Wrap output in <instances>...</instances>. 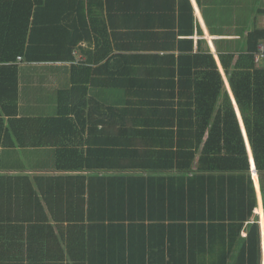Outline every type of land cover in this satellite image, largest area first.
Here are the masks:
<instances>
[{
  "label": "trees",
  "instance_id": "1",
  "mask_svg": "<svg viewBox=\"0 0 264 264\" xmlns=\"http://www.w3.org/2000/svg\"><path fill=\"white\" fill-rule=\"evenodd\" d=\"M70 3L71 0H0V63L15 62L20 55L29 61L62 57L71 60L83 36L78 38L69 21L62 20L69 16ZM57 8L69 10L63 11L62 19L50 22L51 13ZM44 14L50 16L45 22ZM192 16L193 20V13ZM54 23L64 26L59 55L33 51L31 45L42 31L39 26L44 25L47 33L48 24ZM185 31L181 38L173 40L178 54L140 57L160 58L173 66L158 75L164 79L155 83L125 77L127 72L113 70L116 63L111 61L109 76H120L121 81L108 86L124 89L127 99L120 106H110L102 121H93L94 116H90L91 127L103 124L123 128L120 136L125 149L108 151L111 159L122 153L127 160L125 170L136 168L133 159L139 153L154 160L151 170L176 169L174 174L157 175L158 190L168 188L170 193H158L156 200L162 197L164 208L171 209L154 212L158 202L150 201L148 193H133L138 178L112 174L108 193H90L88 201L85 193H77L74 214L55 212L50 220L25 209L16 211L13 217L20 225L6 228L3 224L11 222L12 215L0 213V264H261L260 224L254 214L257 199L239 121L214 54L202 51V39L195 49L193 24L189 33ZM199 33L202 34L201 29ZM262 39L264 31H255L248 39L247 52L236 55L220 51L219 56L242 112L257 169L264 177V67L255 60ZM106 44L107 41H98L105 55L113 50L112 42L107 48ZM13 97L17 105V91ZM69 102L72 110L78 109L75 123L67 102L60 115L43 120L69 126L84 120L83 125L87 126V118L81 112L84 107ZM171 127V133L161 131ZM172 137L175 140H170ZM138 139H151L154 144H148L144 151L132 149ZM149 145L159 149L153 150ZM58 152L63 161L60 166L65 169L92 167L81 150L68 148ZM80 159L82 162H78ZM211 179L225 182L224 188L215 193H237V204L244 211L202 214V184ZM14 195L21 204L28 202L27 193H0L2 211L7 207L14 211ZM9 196H13L12 202Z\"/></svg>",
  "mask_w": 264,
  "mask_h": 264
},
{
  "label": "crops",
  "instance_id": "2",
  "mask_svg": "<svg viewBox=\"0 0 264 264\" xmlns=\"http://www.w3.org/2000/svg\"><path fill=\"white\" fill-rule=\"evenodd\" d=\"M89 2L90 0H71L70 13L66 18H63L64 13L69 9L63 8L60 11L57 8L53 9L51 17L44 14L42 19L45 22L48 16L51 18L50 22H56L63 18L64 22L69 21L70 28L78 38L83 36L74 48L71 60L62 57L55 60L29 61L20 55L22 59L18 56L15 62L0 63V193L28 195V202L23 204L14 195L17 199L14 211L7 207L4 211L0 209V213L12 215L13 218L16 217V211L28 209L27 213H35L40 218L47 216L50 220L55 212L61 215L74 214L76 206L73 207V200L77 199V193H85L84 198L87 201L90 193H108L109 177L112 174H128L132 179L138 178L134 181L137 187L133 193H148L150 201L158 202V209L153 208L154 212H168L171 208H164L162 197L159 201L156 198L158 193H170V190H158L157 175L169 172L174 174L176 169L171 168L168 171L158 167L157 170H151L154 160L140 156L143 154L139 153L133 159L136 168L125 170L127 160L122 153L118 152L112 159L109 156L110 149H125L124 138L120 136L123 128L103 124L97 128L91 127L93 122L90 116H94L93 121H102L107 117L110 106H120L127 99L124 89L108 86V83L121 81L120 76H109L111 61L116 63L113 70L126 71L125 77L130 79L135 77L153 81L152 83L164 79L157 77L171 69V64L159 61L160 58L150 60L148 57H140L163 56L164 53L173 52L178 54L173 47L176 46V41L173 40L181 38L183 30H186L183 33H189L187 31L193 24L195 49L198 48V40L202 39V51L214 54L244 137L257 199L254 214L260 224L261 264H264V177L257 169L242 112L219 56L220 51L235 52L236 55L248 51L250 34L258 30L264 31V0L259 3L246 0ZM61 4L62 2L56 3ZM55 24H48L47 33H44V25L39 26L42 31L36 35L35 43L31 45L33 51L59 55L60 31L64 26ZM200 29L202 34L199 33ZM99 40L107 41L110 46L112 42L113 50L105 55L100 50L102 48H99ZM258 65L264 67V60ZM16 91L17 105L13 97ZM69 100L84 107L81 112L83 118H87V126L83 125L84 120L81 124L77 122L76 126L58 125L54 121L43 120L60 115V109H64L67 102V106L70 105V118L75 123L78 109L72 110ZM172 129L171 127L161 131L171 133ZM172 139L175 140L173 137L170 140ZM151 142V139L146 142L138 139L137 146L132 149L144 151L148 144H154ZM68 148L83 151L92 167L80 168L82 170L61 167L63 161L59 159L58 151ZM150 148L159 149L157 146ZM78 162H82V159ZM109 165L117 167H106ZM224 184L225 182L214 179L202 184V214L212 211L217 215H227L244 211L237 204V193H215L221 191ZM209 190L213 193L209 194ZM12 198L13 196H9L8 200L12 202ZM85 209L88 210L87 205ZM3 225L13 228L20 224L13 218L11 222ZM246 234L244 229L242 235Z\"/></svg>",
  "mask_w": 264,
  "mask_h": 264
},
{
  "label": "built area",
  "instance_id": "3",
  "mask_svg": "<svg viewBox=\"0 0 264 264\" xmlns=\"http://www.w3.org/2000/svg\"><path fill=\"white\" fill-rule=\"evenodd\" d=\"M264 17V15H263ZM255 60L257 63H260L262 60H264V39L258 44L257 51L255 52ZM22 59V57H19Z\"/></svg>",
  "mask_w": 264,
  "mask_h": 264
},
{
  "label": "rangeland",
  "instance_id": "4",
  "mask_svg": "<svg viewBox=\"0 0 264 264\" xmlns=\"http://www.w3.org/2000/svg\"><path fill=\"white\" fill-rule=\"evenodd\" d=\"M246 1L254 2V3H259L261 0H246Z\"/></svg>",
  "mask_w": 264,
  "mask_h": 264
}]
</instances>
